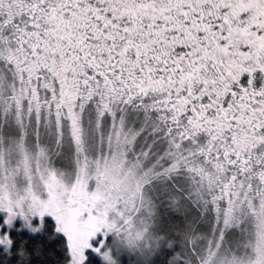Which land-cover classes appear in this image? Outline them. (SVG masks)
<instances>
[{"label": "snow or ice", "instance_id": "snow-or-ice-1", "mask_svg": "<svg viewBox=\"0 0 264 264\" xmlns=\"http://www.w3.org/2000/svg\"><path fill=\"white\" fill-rule=\"evenodd\" d=\"M0 264H264V0H0Z\"/></svg>", "mask_w": 264, "mask_h": 264}]
</instances>
